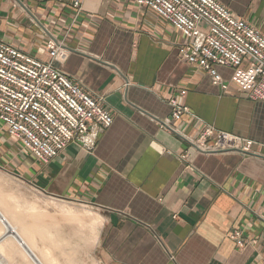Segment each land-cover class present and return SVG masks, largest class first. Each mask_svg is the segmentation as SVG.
I'll use <instances>...</instances> for the list:
<instances>
[{
  "label": "crops",
  "instance_id": "obj_1",
  "mask_svg": "<svg viewBox=\"0 0 264 264\" xmlns=\"http://www.w3.org/2000/svg\"><path fill=\"white\" fill-rule=\"evenodd\" d=\"M216 1L264 36V0ZM66 2L0 0V39L47 60L28 16L43 26L60 22L51 28L70 50L60 70L101 99L113 123L92 152L71 144L47 165L4 132L0 172L41 196L103 214L98 264H264V156L203 154L158 126L181 88L203 124L252 140L264 155V102L231 82L232 69H218L228 84L222 91L185 65L180 35L133 0H83L76 21ZM196 127L187 121L184 131L194 136ZM234 231L242 248L229 238Z\"/></svg>",
  "mask_w": 264,
  "mask_h": 264
},
{
  "label": "built area",
  "instance_id": "obj_2",
  "mask_svg": "<svg viewBox=\"0 0 264 264\" xmlns=\"http://www.w3.org/2000/svg\"><path fill=\"white\" fill-rule=\"evenodd\" d=\"M34 1L58 6L64 3V0ZM66 1L76 21L83 0ZM133 2L171 25L180 35L182 42L177 56L185 65L204 73L222 91L228 84L218 69H232L231 82L250 101L264 102V36L256 28L216 0ZM18 7L27 10L19 4ZM28 17L40 28L44 46L39 54L46 55L47 60L0 39V125L22 152L41 165H47L71 144L92 152L100 132L111 127L112 116L101 99L84 91L60 70L59 65L70 54L65 38H59L51 28L60 22L51 21L43 26L34 15ZM46 17L43 15V20ZM186 95V90L175 89L168 100L170 114L158 121L159 129L178 136L203 154L264 156L253 151L252 140L203 124L185 105ZM187 121H194L197 126L194 136L184 131ZM181 159H186V155ZM229 238L239 248L244 246L240 231L232 232Z\"/></svg>",
  "mask_w": 264,
  "mask_h": 264
},
{
  "label": "rangeland",
  "instance_id": "obj_3",
  "mask_svg": "<svg viewBox=\"0 0 264 264\" xmlns=\"http://www.w3.org/2000/svg\"><path fill=\"white\" fill-rule=\"evenodd\" d=\"M4 132L1 127L0 137H7ZM0 187L3 192L10 193L14 197L17 196L23 207L34 204L37 209L36 215L41 213L44 220L49 222L48 224L53 223L50 220L55 222L58 228L55 226L53 232L60 244L57 252H55V257L60 259L63 264L64 262L70 264H98L95 258V248L104 222L103 214L84 202L54 199L58 200L57 202L60 205L64 204L68 209L74 211L75 216L70 217L66 212L62 213L56 208L47 207L44 203L49 201V198L33 192L2 172H0ZM84 211L88 212V214H84ZM76 221H79V223L76 224ZM0 260L2 264H26L18 256L9 259L0 255Z\"/></svg>",
  "mask_w": 264,
  "mask_h": 264
},
{
  "label": "bare ground",
  "instance_id": "obj_4",
  "mask_svg": "<svg viewBox=\"0 0 264 264\" xmlns=\"http://www.w3.org/2000/svg\"><path fill=\"white\" fill-rule=\"evenodd\" d=\"M57 201L49 198L44 204L75 216L73 210ZM36 210L34 204L23 207L17 196L3 192L0 187V255L9 259L18 256L26 264H63L55 257L60 245L53 232L55 222L50 220L53 223L48 224L41 213L36 215Z\"/></svg>",
  "mask_w": 264,
  "mask_h": 264
}]
</instances>
